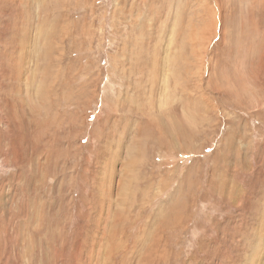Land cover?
I'll list each match as a JSON object with an SVG mask.
<instances>
[{
  "label": "rangeland",
  "instance_id": "obj_1",
  "mask_svg": "<svg viewBox=\"0 0 264 264\" xmlns=\"http://www.w3.org/2000/svg\"><path fill=\"white\" fill-rule=\"evenodd\" d=\"M146 262L264 264V0H0V264Z\"/></svg>",
  "mask_w": 264,
  "mask_h": 264
},
{
  "label": "bare ground",
  "instance_id": "obj_2",
  "mask_svg": "<svg viewBox=\"0 0 264 264\" xmlns=\"http://www.w3.org/2000/svg\"><path fill=\"white\" fill-rule=\"evenodd\" d=\"M1 135H2V134H1ZM13 141H14V140H13ZM173 220H174V219H173ZM177 222H178V221H177ZM163 223H164V222H163ZM163 223H162V224H163ZM74 256H75V255H74ZM73 258H74V257H73ZM87 259H88V258H87ZM63 260H64V259H63ZM70 260H71V259H70ZM76 260H77V259H76ZM90 260H91V259H90ZM63 263H64V262H63ZM146 263L148 264V262H146ZM124 264H125V263H124Z\"/></svg>",
  "mask_w": 264,
  "mask_h": 264
}]
</instances>
